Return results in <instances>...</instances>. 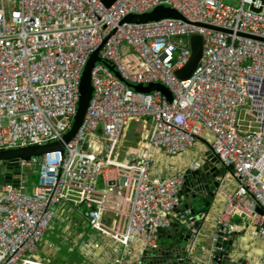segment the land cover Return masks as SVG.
<instances>
[{"label": "built area", "instance_id": "1", "mask_svg": "<svg viewBox=\"0 0 264 264\" xmlns=\"http://www.w3.org/2000/svg\"><path fill=\"white\" fill-rule=\"evenodd\" d=\"M107 1L0 0V151L62 140L77 114L83 69L94 52L101 60L72 140L61 151L19 161L22 170L37 165L33 191L21 180L0 186V264H45L34 256L65 201L84 205L90 227L120 244L113 264H127L134 243L159 250L158 230L181 222L176 210L186 171L204 162L150 177L152 155H182L204 134L236 181L233 191H217L218 231H231L233 218L248 219L264 241V0H233L236 7L223 0ZM160 5L185 20L122 24ZM195 35L202 58L182 81L175 73L188 64ZM127 83L162 84L172 100ZM136 119L149 120L150 132L120 158L125 126Z\"/></svg>", "mask_w": 264, "mask_h": 264}, {"label": "water", "instance_id": "2", "mask_svg": "<svg viewBox=\"0 0 264 264\" xmlns=\"http://www.w3.org/2000/svg\"><path fill=\"white\" fill-rule=\"evenodd\" d=\"M113 1L115 0L107 1L106 3L110 5ZM250 10L258 12L252 6ZM164 19L185 20L173 7L160 5L144 14H130L122 20V24H148ZM208 28L229 33L224 29ZM246 37L256 39L251 36ZM189 41L191 49L190 60L183 69L177 70L175 73L178 79L182 81H186L192 76L203 54V41L200 36H192ZM100 61L98 51H96L90 56L83 69L77 114L74 118L72 129L64 135L62 140L49 142L44 145L0 151V169L2 170L1 175L5 183L10 182L15 187H18L20 180L22 178L25 180L23 170L19 165L20 160L28 161L33 157L61 151L64 148V144L70 142L76 135L83 123L93 93L91 71L94 65ZM111 71H114V69L111 68ZM116 75L119 76L117 73ZM127 86L134 92L146 94L160 92L169 101L172 100L170 91L162 84L144 86L127 83ZM83 148L86 149V145ZM203 162L201 168L187 170L185 173V181L180 190L183 201L177 208L180 211L181 222L173 223L170 229L160 228L158 230L161 245L159 250H144L138 255L127 256V264H191L192 260L196 258L194 251L199 243L196 233L202 227V221L199 220L200 214L196 212L193 201H199L204 204L213 203L216 199V191L221 184V178H224L227 173H232V167H224L220 164L210 149L205 153ZM181 209L183 210L181 211ZM187 211L191 218L187 216L188 214H185ZM257 212L262 215L260 208H257ZM181 224L183 226H180ZM193 230H196V233H193ZM238 236V233L233 231H217L215 233L209 253L212 256V264H248L247 259L244 256L241 257L239 249L237 246L235 247V242H238ZM165 240L171 242L169 247L165 246Z\"/></svg>", "mask_w": 264, "mask_h": 264}, {"label": "crops", "instance_id": "3", "mask_svg": "<svg viewBox=\"0 0 264 264\" xmlns=\"http://www.w3.org/2000/svg\"><path fill=\"white\" fill-rule=\"evenodd\" d=\"M150 132V122L146 119H136L128 122L125 126L122 146L120 149V158L125 157V153L130 149L136 148V146L142 141ZM100 135L101 133L98 132ZM211 136L204 134L200 137L194 147L182 155L176 157H167L163 152L156 151L152 155V162L149 168L150 177L167 178L175 172H180L188 169L194 161H204L205 153L210 149ZM30 168L27 170L23 169V175L25 180L21 179L27 193L33 191V187L30 186L29 174ZM2 170L0 169V186L4 183L1 175ZM100 187L103 188L104 184L100 182ZM236 188V181L231 174H226L224 178H221V184L219 189L225 191H233ZM218 191V190H217ZM216 191V199L213 203L204 204L201 202L193 201L194 208L197 213L201 216L205 215L202 220V227L196 233L198 236V245L195 247L194 255L199 263H204L209 260L210 247L215 233L218 231L216 226L217 218L219 217L222 207L223 198ZM183 198L181 200V203ZM81 205H74L72 201L63 202L57 209L56 216L54 217L51 225L49 226L44 238L38 244V251L34 256V259L42 263H50V261L60 262L53 256L52 253L53 245L45 243L44 239L47 235H50L55 226V220L65 219L64 216H70L73 214V207H79ZM183 209H181L182 211ZM179 210L176 211L177 215ZM191 218V216L188 214ZM85 221L87 226L85 229L83 226L78 225L81 228H77V231L73 232L71 236L74 237V246L80 245V257H76L75 260H68V262H62V264H113V261L123 253V249L120 244L112 240L108 235H104L94 229H92L88 223L85 213ZM233 232L238 233V242H235V247L239 249V255L244 256L248 264H264V241L260 239L256 234V226L248 219L233 218L231 219ZM180 226H183L182 224ZM66 229H68L66 227ZM65 233L66 231L63 230ZM52 237H55L51 234ZM171 242L165 240V246H170ZM131 255L135 256L144 250L139 243L132 244ZM42 255V256H41ZM51 264V263H50Z\"/></svg>", "mask_w": 264, "mask_h": 264}, {"label": "rangeland", "instance_id": "4", "mask_svg": "<svg viewBox=\"0 0 264 264\" xmlns=\"http://www.w3.org/2000/svg\"><path fill=\"white\" fill-rule=\"evenodd\" d=\"M223 3L225 5L230 6H238L237 1L233 0H223ZM27 170V168H24V170ZM37 165L30 168V174H29V182L31 187H35L38 184V173L36 172ZM73 214H70L68 217L67 215L64 216L65 219H58L55 220V226L53 228V231L51 234H53L55 237H52L51 234L47 235L44 239V245L45 243H50L53 245L52 253L50 256H53L60 262L56 263L55 261H50L51 264H62V262H68V260H75L76 257H80V245L77 247L74 246L73 239L74 237L71 236L73 232L77 231V228H81L78 225H85L83 228L87 226L85 221V213L87 212V209L84 205H81L79 207H73ZM76 222L79 224L76 225ZM66 227L68 229H66ZM63 230L66 232L64 233ZM42 256V255H41ZM45 263V264H50Z\"/></svg>", "mask_w": 264, "mask_h": 264}, {"label": "trees", "instance_id": "5", "mask_svg": "<svg viewBox=\"0 0 264 264\" xmlns=\"http://www.w3.org/2000/svg\"><path fill=\"white\" fill-rule=\"evenodd\" d=\"M29 179H30V178H29ZM29 179H28V180H29ZM197 202H198V201H197Z\"/></svg>", "mask_w": 264, "mask_h": 264}]
</instances>
